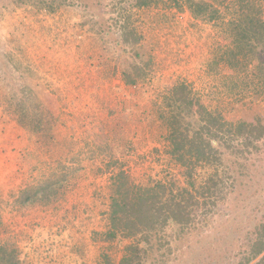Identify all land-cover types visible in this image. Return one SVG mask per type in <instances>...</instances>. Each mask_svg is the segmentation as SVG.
<instances>
[{"label":"rangeland","instance_id":"374dc122","mask_svg":"<svg viewBox=\"0 0 264 264\" xmlns=\"http://www.w3.org/2000/svg\"><path fill=\"white\" fill-rule=\"evenodd\" d=\"M20 1L0 0V68L14 88L22 79L37 94L56 126L43 140L0 106V237L17 245L20 264H118L131 240L109 235L111 174L121 169L134 184L193 189L171 159L158 116L175 87L187 90L189 107L264 125L262 72L250 54L233 66L225 52L237 26L264 15V0H204L197 18L180 0L133 7L142 60L116 42L112 0H85V6L71 0L55 11L43 0ZM132 63L143 71L136 84ZM235 142L220 148L225 186L200 200L215 204L206 223H197L158 264H238L244 257L255 224L264 221V137L242 150ZM58 163L75 173L57 198L44 205L15 201ZM213 171L198 167L196 183Z\"/></svg>","mask_w":264,"mask_h":264},{"label":"trees","instance_id":"16d2710c","mask_svg":"<svg viewBox=\"0 0 264 264\" xmlns=\"http://www.w3.org/2000/svg\"><path fill=\"white\" fill-rule=\"evenodd\" d=\"M26 1H20V4ZM76 1L85 6V0ZM42 2L55 11L71 0ZM113 2L111 5L117 8L119 16V39L116 42L125 55L128 52L132 57L139 56L142 60V53L145 52L141 44L142 35L134 24L132 8L147 6L151 0H127L126 4L120 6ZM180 2L194 17L201 16L204 0ZM254 21L236 27L233 47L227 48L225 52L229 60H233V66H238L240 54L243 60L250 54L254 70L262 72L264 80V15L259 14ZM255 41L263 42V46L259 47ZM9 64L5 62V65ZM131 70V83L136 84L141 81L143 71L137 63H132ZM26 87L27 84L20 79L18 88H14L0 68L1 109L30 135L50 140L56 119L37 94ZM183 87H175L170 103L166 107H159L158 116L162 130L167 132L166 141L171 159L184 169L186 181L193 189L168 185L162 181L134 184L121 169L111 174L108 184L109 235L131 240L123 246L118 264H158L163 256H169L168 253L175 254L178 242H183L188 233L196 230L197 223H206V217L215 205H203L206 196H215L225 186L226 167L220 148H233L229 143L236 141L239 144L237 150H242L264 137V125L259 121L239 120L231 123L219 112L208 109L201 112L192 105L189 107L188 92ZM261 96L264 98V87ZM207 166L214 171L196 183V169ZM74 173L75 168L58 163L46 177L20 191L15 201L21 205L48 204L57 198L61 185L72 178ZM200 207L202 209L199 211ZM2 227L0 220V231ZM253 231L249 249L244 252L238 264H264V221L255 224ZM21 260L17 245L10 240L3 241L0 237V264H20Z\"/></svg>","mask_w":264,"mask_h":264}]
</instances>
